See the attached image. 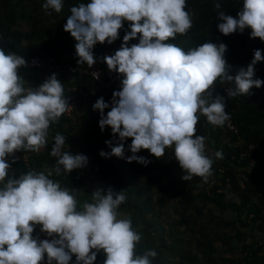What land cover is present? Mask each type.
Here are the masks:
<instances>
[{
	"label": "clouds",
	"instance_id": "9594fccd",
	"mask_svg": "<svg viewBox=\"0 0 264 264\" xmlns=\"http://www.w3.org/2000/svg\"><path fill=\"white\" fill-rule=\"evenodd\" d=\"M46 14L60 13L62 0H44ZM220 33L229 34L250 29L251 38L264 42V0H243L234 18L214 5ZM186 0H90L70 8L64 31L77 41L75 51L79 64L91 67L96 59L92 49L97 43L112 44L129 23V31L114 55L105 56L110 71L123 78L120 90L112 93L111 110L101 97L93 105L105 126L118 135V143L107 158H124V141L131 138L126 161L147 165L142 149L156 157L173 148L174 158L185 173L184 181L194 176L207 182L212 175L213 158L206 154V138L196 133L200 116L214 126H224L230 119L224 97H213L216 81L232 84L227 97L246 96L264 81L254 79V65L264 60L261 50H254L253 59L235 76L224 54L227 46L211 42L186 51L171 42L184 36L193 26ZM138 37V43L127 45ZM26 66L23 56L0 49V264H69L75 255L76 264H94L97 252L103 251L104 264H152L155 250L136 253L141 236L130 218H119L118 208L125 202L123 191L97 189L91 202H78L72 191L61 187L50 177L70 173L87 165L83 154L72 155L64 149L66 138L54 137L51 152L55 165L47 172L29 170L18 178L8 176L6 157L18 151L40 152L48 144L50 124L70 107L64 85L56 74L39 87L25 88L18 69ZM57 73V72H56ZM200 131V130H198ZM110 144V141H106ZM222 159V151L213 153ZM40 231L52 237L38 240L31 234ZM95 250V251H93Z\"/></svg>",
	"mask_w": 264,
	"mask_h": 264
},
{
	"label": "trees",
	"instance_id": "16d2710c",
	"mask_svg": "<svg viewBox=\"0 0 264 264\" xmlns=\"http://www.w3.org/2000/svg\"><path fill=\"white\" fill-rule=\"evenodd\" d=\"M62 2L60 13L50 10L51 14H46L41 7L44 0H0V34L8 49L24 58L38 55L44 59L53 57L57 61L61 60L62 53L74 52L72 62H76L77 41L64 31V25L72 6L89 3L90 0ZM242 2L186 0V10L192 15L193 26L186 35H178L171 42L185 51L206 42L225 44L224 58L230 66L229 75L235 76L240 68H246L251 62L254 50L260 49L264 56V42L251 38L250 29L227 36L220 33L217 25L222 21L217 19L218 10L214 5L219 3L225 15L235 18ZM129 23L123 22L118 38L112 44L97 43L92 49L106 78L114 71L108 69L104 57L119 50L124 35L130 30ZM0 49L9 53L1 45ZM254 69L253 78L264 81V60L257 62ZM18 74L26 82L24 87L42 84L48 78L25 67L19 68ZM55 74L62 76L63 79L58 80L63 84L83 86L85 82V87H89L85 78L62 71ZM229 87H232L231 83L218 79L213 97H224L226 112L238 134L225 131V126L212 128L204 116L201 118L202 129L194 134L206 138V154L213 158L212 175L207 182L197 176L184 181L182 176L185 173L174 158L173 148H166L161 158L142 149L136 155L150 161L146 166L135 161L127 162L126 157L132 155L128 150L131 138L124 141V158L114 155L101 157V151L110 153L111 148L117 145L118 135L113 134L108 126L101 131L99 111L80 99L76 102L82 108L81 116L67 118L62 114L57 122L50 124L45 149L38 153L18 151L20 156L29 153V158L27 163L22 158L16 160V171L8 173V176L18 178L29 170H50L56 158L49 153L55 135L60 133L66 138V151L73 154L67 145L80 146V152L88 156L89 161L83 168L60 175L53 173L50 178L71 190L80 203L85 200L91 202V193L97 189L123 191L126 200L117 210L119 217L130 218L134 230L141 236L136 245L137 254L156 251L152 264H264L263 171L258 165L250 168L249 158L241 155L245 144L264 147V84L260 88H251L246 96L233 98L227 97ZM65 97L68 101L71 99L67 95ZM101 97L109 104V108L104 110L106 116L111 110L112 95L102 92L94 99L95 102ZM106 141L111 143L106 144ZM216 151H222V159L213 156ZM168 207L173 208L172 214L168 213ZM31 235L38 240L52 239L40 231L39 225ZM105 258L102 250L97 252L94 264H104ZM42 264H47L46 256ZM69 264H76L75 255Z\"/></svg>",
	"mask_w": 264,
	"mask_h": 264
},
{
	"label": "built area",
	"instance_id": "2783aa9c",
	"mask_svg": "<svg viewBox=\"0 0 264 264\" xmlns=\"http://www.w3.org/2000/svg\"><path fill=\"white\" fill-rule=\"evenodd\" d=\"M239 1V0H238ZM138 43L137 38L132 39V41H128L127 45L130 47L133 44ZM0 45L4 47L9 53L11 52L6 43L4 41L3 36L0 34ZM75 55L74 52H64L61 55V60L57 61L53 57L49 58H41L38 55L30 56L24 58L26 61L25 69L28 71H37L40 76L46 78L56 72H64L68 75H76L79 78H85L86 82L89 83V87H85V82H83V86L77 85H64L65 95L71 97L68 101L70 107L63 114L64 117L73 118L74 116L79 117L82 113L81 106L76 102V99L83 100V103L86 105L89 103L92 107L95 104V98L101 94L102 92H108L112 95L114 91L120 90V82L122 80V76L118 73L114 72L109 77H104L101 69V65L98 62H95L91 67L88 65L84 66L83 64H79V57L77 56L76 62H72V57ZM41 84L34 85H26L25 88H37ZM196 125V131L202 129L201 118ZM211 125V124H210ZM212 128H216L217 126L211 125ZM225 131L232 132L234 135H237L236 127L232 124L229 119L225 123ZM242 157L249 158L248 166L250 168H254L255 166H259L263 171L264 176V147L255 145L253 143L245 144L242 148ZM22 158V161L27 163L29 158V153H24L22 156L18 152H14L12 155L6 157V161L10 164V168L8 173H14L16 171V167L14 162L18 159ZM222 172L223 170L220 169ZM228 182V181H226ZM227 186L228 183H227ZM261 188V186H260Z\"/></svg>",
	"mask_w": 264,
	"mask_h": 264
},
{
	"label": "rangeland",
	"instance_id": "374dc122",
	"mask_svg": "<svg viewBox=\"0 0 264 264\" xmlns=\"http://www.w3.org/2000/svg\"><path fill=\"white\" fill-rule=\"evenodd\" d=\"M68 149H69V151L70 152H73V154L72 155H76V154H83V152H80V150H79V147H77V146H72V145H67L66 146ZM84 155V154H83ZM87 157V160L89 161V157L88 156H86ZM87 164H88V162H87ZM173 210V208H171V207H168L167 208V211H168V213L169 214H172V211ZM228 213V212H227ZM120 218V217H119Z\"/></svg>",
	"mask_w": 264,
	"mask_h": 264
},
{
	"label": "crops",
	"instance_id": "0c3cea01",
	"mask_svg": "<svg viewBox=\"0 0 264 264\" xmlns=\"http://www.w3.org/2000/svg\"><path fill=\"white\" fill-rule=\"evenodd\" d=\"M56 77H57V79H59V80L63 79L62 76H58V75H57Z\"/></svg>",
	"mask_w": 264,
	"mask_h": 264
}]
</instances>
